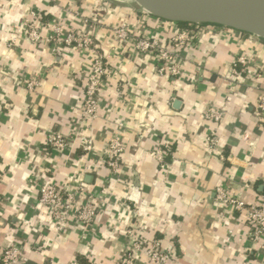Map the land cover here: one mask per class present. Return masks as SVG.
Masks as SVG:
<instances>
[{
    "label": "crops",
    "instance_id": "0c3cea01",
    "mask_svg": "<svg viewBox=\"0 0 264 264\" xmlns=\"http://www.w3.org/2000/svg\"><path fill=\"white\" fill-rule=\"evenodd\" d=\"M31 9L90 34L113 71L85 129L77 122L89 56L78 49L58 56L18 35ZM121 21L168 40L161 23L129 0H0V253L17 245L18 264H118L133 229L159 242L166 264H264V235L254 239L243 213L216 200L218 187L246 204L264 194V118L254 107L264 89V42L226 27L194 29L182 73L172 77L158 73L153 55L109 33ZM242 54L259 74L255 82L228 79ZM30 77L38 80L33 91L23 86ZM208 106L223 111L220 122L204 118ZM50 130L65 137L63 149L44 143ZM210 133L216 142L206 144ZM82 135L92 140L89 152ZM112 136L124 144L116 172L105 163ZM165 144L170 153L158 163L149 152ZM46 183L82 187L77 202L93 195V222L70 219L57 233L38 202Z\"/></svg>",
    "mask_w": 264,
    "mask_h": 264
},
{
    "label": "built area",
    "instance_id": "2783aa9c",
    "mask_svg": "<svg viewBox=\"0 0 264 264\" xmlns=\"http://www.w3.org/2000/svg\"><path fill=\"white\" fill-rule=\"evenodd\" d=\"M154 18L169 34L165 44H161L155 36L151 35L150 31L141 30L135 22L121 21L112 25L109 33L126 46H131L135 51L153 55L157 61L158 73L172 77L182 73L181 52L194 44L197 35L194 29L203 27L204 30L215 31L223 28L216 25H195L193 29H185L180 28L177 23ZM15 32L32 43H46L50 51L58 56H61L66 49H78L88 54V74L84 84L83 99L79 105L80 118L77 123L79 128L89 127L91 120L97 117L101 87L113 74L112 69L106 64L104 55L98 51L92 36L85 32L70 30L61 19L44 21L41 13L35 9L28 12L22 24L15 28ZM248 36L254 37L249 34ZM242 76L254 82L259 77L250 59L243 54L232 60L228 69V79ZM37 85L36 77H30L23 83L28 91H33ZM261 90L256 97L254 107L256 114L264 118V89ZM222 117L223 111L215 106H208L204 112V118L207 121L220 122ZM79 140L84 151L92 150L90 137L82 135ZM215 142L214 133H210L206 137V144ZM44 143L58 150L66 146V139L59 131L50 130L44 137ZM123 150L124 144L120 137H110L106 148L105 163L111 172L117 171ZM169 153L170 148L165 144L153 148L149 155L158 163H163ZM82 190V187L64 189L54 183H46L39 187L38 202L48 209L57 233L63 232L70 219L82 225H89L93 222L98 212V204L90 193H87L82 202H77L75 195ZM216 200L222 205L233 207L243 213L254 239L264 235V194L259 196L256 203L246 204L227 193L224 188L218 187ZM126 235V245L118 264H166L168 262L170 256L160 248L157 240L143 241L133 229L127 230ZM22 255L21 247L12 245L0 253V263L18 264ZM70 264L80 263L78 260H73Z\"/></svg>",
    "mask_w": 264,
    "mask_h": 264
},
{
    "label": "water",
    "instance_id": "95a60500",
    "mask_svg": "<svg viewBox=\"0 0 264 264\" xmlns=\"http://www.w3.org/2000/svg\"><path fill=\"white\" fill-rule=\"evenodd\" d=\"M153 17L174 23L216 25L264 40V0H129Z\"/></svg>",
    "mask_w": 264,
    "mask_h": 264
},
{
    "label": "trees",
    "instance_id": "16d2710c",
    "mask_svg": "<svg viewBox=\"0 0 264 264\" xmlns=\"http://www.w3.org/2000/svg\"><path fill=\"white\" fill-rule=\"evenodd\" d=\"M177 25L180 28H185V29H193V28L196 27L195 25L187 24V23H177ZM243 34H246V33H243ZM246 35H248V34H246ZM262 41L264 42V40H262ZM78 261H79L80 264H88L85 259L79 258Z\"/></svg>",
    "mask_w": 264,
    "mask_h": 264
}]
</instances>
